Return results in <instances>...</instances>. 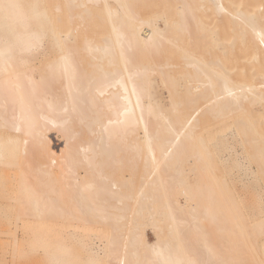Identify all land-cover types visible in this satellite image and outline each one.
<instances>
[{"label":"bare ground","instance_id":"bare-ground-1","mask_svg":"<svg viewBox=\"0 0 264 264\" xmlns=\"http://www.w3.org/2000/svg\"><path fill=\"white\" fill-rule=\"evenodd\" d=\"M243 190L240 245L264 264V0H0L11 258L235 264L215 241L192 259L186 234L224 224Z\"/></svg>","mask_w":264,"mask_h":264},{"label":"rangeland","instance_id":"rangeland-1","mask_svg":"<svg viewBox=\"0 0 264 264\" xmlns=\"http://www.w3.org/2000/svg\"><path fill=\"white\" fill-rule=\"evenodd\" d=\"M49 38L45 39V42L48 41ZM51 139L53 140V143L55 144V147L57 148V150L62 149L63 146L65 145L63 142H60L58 140V135L56 133H52L50 135ZM57 137V139H56ZM58 140V141H57ZM64 144V145H63ZM210 158V157H209ZM208 160V159H207ZM210 162V160H208ZM211 165V162H210ZM213 165V163H212ZM201 177H200V175ZM199 177L201 178V182H204L203 184H213L212 183V178L213 176H211V170L210 169H204L201 170L200 172H198ZM212 177V178H211ZM204 180V181H203ZM222 190V189H221ZM246 190V189H245ZM245 190L241 191V195H244L243 198L241 195V201L242 204L240 202H238L239 204L235 205H231V206H227V203H225V205L227 206V210L228 212H224L225 215L226 213H228V218L229 220H226V222L224 224L221 223V226L216 227V226H212L209 225L210 222L208 223V219L205 218V216H203V222L204 225H207V228H205V235L206 237H203L202 234H200L199 232L195 231L193 228L195 227H190L192 228L191 232H185L187 233V238L189 240V245H187V247H190L191 249H193V251L188 250V254L189 256L192 257V259L196 257L197 253L201 254V258L202 261H207V255L205 253V249L209 248L211 243L210 242H214L215 243V248L214 250L216 252H219L218 254H220V256H224V258H226L227 256L230 257V255H232V257H235V264H258L254 257L252 252L249 251V249L244 246L241 247L240 242L242 241V234L244 232V226H245V219L244 216H246V214L250 211V210H255L256 207V197H252L251 194H253V196L256 195V191L252 192L251 190L246 191L248 194L250 192H252L251 194H246ZM242 192H244L242 194ZM255 193V194H254ZM246 195V196H245ZM248 195V197H247ZM251 195L252 198H249ZM247 197V198H246ZM249 198V199H248ZM246 200L244 202V200ZM256 199V200H255ZM224 205V204H223ZM222 208V207H221ZM225 206L222 208L223 210L226 209ZM224 215V214H223ZM185 219L189 218L188 216L184 217ZM192 219V218H191ZM167 225L170 224L169 222L166 223ZM189 226V225H188ZM223 228V232L222 234H218L219 229ZM225 228H227V232L225 234ZM147 235L149 238L150 242H154L155 239V235L154 232L152 231V229L150 227H147ZM51 233H48V235H50ZM215 234V235H214ZM216 237V238H215ZM10 239V240H9ZM94 242L97 245H100V242H98V240H96V238H94ZM199 240V241H198ZM50 241V240H49ZM201 241H203V243H200ZM226 241H230L233 242L234 248L236 249L235 252H231L229 251V253H225V245H226ZM7 242H9V244H7ZM217 242V243H216ZM12 239L9 237H5V236H0V264H5V260H4V252L5 249H7L6 251H10L12 250ZM200 243V245L198 244ZM207 243H210L209 245H207ZM220 243V244H219ZM223 243V244H222ZM9 245V246H8ZM218 245V246H217ZM217 246V248H216ZM23 245L21 244L18 247V251L16 254V258L13 259L11 258V253L9 252V254L7 253L5 256L7 258H9L8 263L11 264H48V262L46 261V259L43 258H39V253L35 252V253H28L30 255H25L22 254L21 251L23 249ZM221 247V248H219ZM220 249V250H219ZM230 250V248H229ZM214 252V253H216ZM9 255V256H8ZM198 264H201V262H198Z\"/></svg>","mask_w":264,"mask_h":264}]
</instances>
